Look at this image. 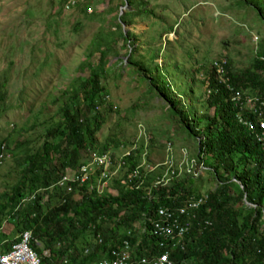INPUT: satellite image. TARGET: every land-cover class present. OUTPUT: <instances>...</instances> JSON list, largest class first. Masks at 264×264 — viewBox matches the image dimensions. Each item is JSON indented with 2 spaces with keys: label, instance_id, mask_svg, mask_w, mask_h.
<instances>
[{
  "label": "trees",
  "instance_id": "obj_1",
  "mask_svg": "<svg viewBox=\"0 0 264 264\" xmlns=\"http://www.w3.org/2000/svg\"><path fill=\"white\" fill-rule=\"evenodd\" d=\"M127 1L132 9L130 16H138L143 3H136L134 8V0ZM258 13L264 18L263 10ZM126 14L119 18L117 30L120 38L128 42L130 33L123 30V25L130 23ZM101 47L98 44L100 59L90 79L78 78L83 82L80 91L85 105L73 111L61 108L59 120L44 129L45 141L40 150L28 151L24 140L15 144L8 137L3 139L10 159L15 158L14 152H20L22 159L18 162L17 180L0 193V252L17 240L2 231L8 222L16 233L31 231V246L40 255V264H93L114 257L112 251L123 250L125 242L131 254L130 264H264V141L257 138V133L262 132L257 115L241 114L255 125V132L239 123L230 90L218 82L213 67L210 75L200 80L205 84L206 99L198 107L182 98L158 64L153 69L146 68L134 59V50L128 51L122 61L140 72L150 89L166 103L172 120L195 140L194 144L185 136L193 142L192 158L205 167L198 177L189 175V179H176L168 185H157L165 173L162 165L154 166L153 171L140 169V175L135 177L145 143L138 138V151L127 157L121 141H101L106 114L113 111L101 82L112 48L107 46L109 50L102 51ZM125 47H129L128 43ZM225 68L237 89L264 100V48L248 68L235 71L230 61ZM2 85L5 81L0 82L1 89ZM188 92L195 96L192 86ZM68 93L66 89L63 95L72 98ZM5 98L6 90H0V105ZM208 109H213L212 113ZM152 145L151 141L147 150ZM120 146V155L112 151ZM93 152L106 154L111 160L108 177L106 173L101 181L102 185L107 183L103 193H99L98 186L104 168L90 175L84 185L67 182L64 187L58 186V180L86 164ZM147 164L146 161L144 167L149 168ZM207 174L216 187L203 194L200 182L204 183L203 176ZM69 187L73 189L70 192ZM78 193L80 198L76 199ZM28 196H34V200L24 202ZM203 197L206 201L197 211L189 210L193 215L190 222L188 214L182 218L184 225L189 223L182 238H162L153 233L154 222L162 221L158 209L169 208L180 215L179 208ZM86 249L89 253H84ZM44 250L49 254H43ZM163 254L167 261H161Z\"/></svg>",
  "mask_w": 264,
  "mask_h": 264
},
{
  "label": "rangeland",
  "instance_id": "obj_2",
  "mask_svg": "<svg viewBox=\"0 0 264 264\" xmlns=\"http://www.w3.org/2000/svg\"><path fill=\"white\" fill-rule=\"evenodd\" d=\"M123 1L78 0L67 10L65 0H0V82L5 81L0 90H6L0 105V138L8 137L15 144L24 140L28 151L40 150L44 129L59 120L61 108L73 111L85 105L78 78L90 79L99 63L100 44L102 51L112 48L101 82L113 108L106 114L101 141L117 139L126 153L138 138L145 143V132L148 145L151 141L153 145L142 158L144 165L147 161L155 168L173 155L177 168L187 166L182 151L194 155L195 140L172 120L166 104L140 72L122 60L134 50V59L146 68L158 64L182 98L199 107L206 99L200 80L210 75L214 60L225 58L233 70L246 69L264 48V18L258 13L264 11V0H134V8L136 3L143 7L136 17L130 16L129 7L123 11L130 21L123 27L130 33L128 42L117 30L127 0ZM193 79L197 81L192 83ZM191 86L195 96L188 92ZM66 89L72 98L63 95ZM173 129L180 134L172 136ZM121 146L112 151L120 155ZM14 154L0 166V193L17 180L22 154ZM203 177L204 194L216 184L209 174ZM100 190L103 193L101 185ZM4 225L8 235L18 234L13 225Z\"/></svg>",
  "mask_w": 264,
  "mask_h": 264
},
{
  "label": "built area",
  "instance_id": "obj_3",
  "mask_svg": "<svg viewBox=\"0 0 264 264\" xmlns=\"http://www.w3.org/2000/svg\"><path fill=\"white\" fill-rule=\"evenodd\" d=\"M78 3V0H67L65 4V8L68 10L71 7H74L75 4ZM227 61L225 58L222 60H215L213 62L214 69L216 71V77L218 82L224 85L227 89L230 90V98L233 103V106L239 111L236 118L238 119L239 123L244 126H247L248 129L252 132L256 131V127L252 122L245 120L242 117V113H248L257 115V125L260 126L262 130L261 133H257V138L259 141H264V121L262 120L263 117V109H264V100L258 98V95H253L247 92H243L240 89H237L230 81L229 76L226 74L225 65ZM263 121V122H262ZM144 134V142L145 147H148V139ZM147 147L142 155L144 159L148 155ZM138 146L135 144L131 149H129L125 154L127 157H130L133 152L138 151ZM172 150V144H168V151ZM183 161L187 163V166L184 168L176 167L173 163V155L171 159H169L166 163L162 164L165 168L164 175L158 179L157 185H168L174 179H178L183 175H193L194 177H198L202 174L205 167L203 163L198 164L196 159H193L192 156L189 157L190 153L188 150L183 149L182 151ZM9 154L6 151V144L0 142V163H2L5 159L9 158ZM87 163L83 164L77 171L71 172L64 176L61 180H58V186H65L67 182H78L81 185H84L89 176L95 174L98 169L104 168L101 173L100 185L102 187V192L104 187L107 185L106 182L101 184L102 179L104 180L109 174V168L111 165L110 157L106 154L99 155L98 153H91L87 157ZM145 164V163H144ZM142 163L140 168L134 171V176L138 177L140 175V169H146L149 171H153L156 168L153 167H144ZM189 167V168H188ZM193 168V169H192ZM72 187H69L68 191H72ZM101 192V190H100ZM34 200V196H28L24 202H29ZM206 201V197L202 199L192 202L190 201L186 208H179L180 215H176L172 210L169 208H160L158 209V215L161 217L162 221L154 222L153 233L157 234L159 237H179L182 236L188 231L189 223L185 225L182 222V218L188 214V222H190V218L193 216L190 211H197ZM190 210V211H189ZM31 238V232L25 231L21 234L20 240L17 241L12 245V248L7 251L4 255L0 257L1 264H37L38 259L35 256V253L30 249L29 242ZM125 248L120 252L116 251L115 249L112 251L114 258L108 260L105 264H130L131 254L128 250V244L125 242ZM161 261H167V255L163 254L161 256ZM169 264H171L169 262Z\"/></svg>",
  "mask_w": 264,
  "mask_h": 264
},
{
  "label": "clouds",
  "instance_id": "obj_4",
  "mask_svg": "<svg viewBox=\"0 0 264 264\" xmlns=\"http://www.w3.org/2000/svg\"><path fill=\"white\" fill-rule=\"evenodd\" d=\"M236 116H237V114H236ZM235 116V117H236ZM237 119V118H236ZM238 120V119H237ZM145 133V132H144ZM146 135V134H145ZM145 139V138H144ZM0 142L1 143H3V139L2 138H0ZM3 144H5V143H3ZM6 151H7V153L10 155V153H9V151L7 150V147H6ZM9 158H10V156H9ZM9 158H7V159H5L2 163H0L1 165L5 162V161H7ZM159 214V213H158ZM4 229H5V225H3V228H2V231L4 232ZM23 232H25V231H23ZM23 232H20V233H18L17 235H16V238H17V240L16 241H14L13 242V240H12V244H11V247L8 249V250H5V251H2V252H0V257L2 256V255H4L7 251H9L11 248H12V245L14 244V243H16L17 241H19L20 240V237H21V234L23 233ZM31 232V231H30ZM7 234V233H6ZM31 240H32V234H31V238H30V242H29V247H30V249L35 253V256H36V258L38 259V263L37 264H40V255L32 248V246H31ZM1 245V244H0ZM43 254H49V250H44L43 252H42ZM84 253H89V249H86V250H84ZM112 258H114V257H112ZM112 258H104V259H102V260H98V261H96V262H94L93 264H105L108 260H110V259H112ZM1 264V263H0Z\"/></svg>",
  "mask_w": 264,
  "mask_h": 264
},
{
  "label": "water",
  "instance_id": "obj_5",
  "mask_svg": "<svg viewBox=\"0 0 264 264\" xmlns=\"http://www.w3.org/2000/svg\"><path fill=\"white\" fill-rule=\"evenodd\" d=\"M127 7H128V1H126V4L123 5V8H121L120 17L123 15V11H124L125 9H127ZM123 27H125V25H123ZM125 33H126V32H125Z\"/></svg>",
  "mask_w": 264,
  "mask_h": 264
},
{
  "label": "crops",
  "instance_id": "obj_6",
  "mask_svg": "<svg viewBox=\"0 0 264 264\" xmlns=\"http://www.w3.org/2000/svg\"><path fill=\"white\" fill-rule=\"evenodd\" d=\"M214 61H215V60H214ZM214 61H213V62H214ZM212 67L214 68L213 63H212ZM214 70H215V69H214ZM225 70H226V68H225ZM215 73H216V71H215ZM172 87H173V86H172ZM164 103H165V102H164ZM165 104H166V103H165ZM176 134H180V133H177L176 130L173 129V131H172V136L176 137V136H175ZM4 232H5V231H4Z\"/></svg>",
  "mask_w": 264,
  "mask_h": 264
}]
</instances>
